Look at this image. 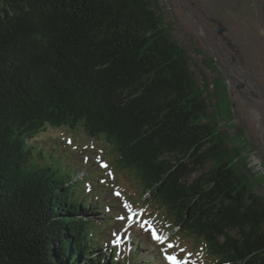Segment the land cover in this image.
<instances>
[{
    "label": "trees",
    "instance_id": "1",
    "mask_svg": "<svg viewBox=\"0 0 264 264\" xmlns=\"http://www.w3.org/2000/svg\"><path fill=\"white\" fill-rule=\"evenodd\" d=\"M206 89L156 0H0V264H119L92 233L91 202L31 166L23 141L77 123L116 140L208 259L264 264V197L208 122Z\"/></svg>",
    "mask_w": 264,
    "mask_h": 264
},
{
    "label": "rangeland",
    "instance_id": "2",
    "mask_svg": "<svg viewBox=\"0 0 264 264\" xmlns=\"http://www.w3.org/2000/svg\"><path fill=\"white\" fill-rule=\"evenodd\" d=\"M195 3L203 7L208 15L202 20L197 19V29L192 27L186 17L184 11L188 12L187 6L182 0H156L157 9L164 17L173 37L187 52L193 78L201 88L207 86L204 97L207 114L210 115L208 122L215 126L218 135L226 140L233 153L234 144L241 150L245 159L240 160L241 156H237V164L250 178L249 182L255 183V189L264 197V125L261 127L253 123L250 108L252 98L248 97V94H253V108L261 109L263 122L264 99L257 91L247 87L255 70L259 69L264 74V65L255 63L256 52L264 56V0H195ZM209 17L213 18L215 23L214 33L209 36L211 32L209 34L206 31L205 36L201 27L205 28ZM220 28H223L222 32L219 31ZM219 36L229 41H232V38L238 40L240 37L246 41L251 39L254 43V40H257L259 45L257 48L247 44H243L242 48L229 47L231 69L229 72L225 62H222L225 72L219 68L218 56L210 48L209 40L206 41L207 37H213L215 44H218ZM217 82L225 85L227 101L230 104L226 110L220 111L222 115L218 114L221 107L215 96ZM236 92L243 93L244 96L237 97ZM256 121L258 122L257 119ZM23 141L32 153L31 166L53 167L57 179L65 184L70 182L75 191L90 200L93 199V203L104 210L102 213L106 218H102L101 226L96 230L103 227L102 233L107 236L109 245L114 249L119 248L121 254H128L130 249L140 242L142 248L139 252L150 257L151 264H168L165 252H173L172 241L169 239L166 244L159 245L157 239L151 237L148 232V223L156 227L161 226L157 217L145 213V218L140 221L127 220L128 213L124 205H121L122 202L125 201L129 208L140 211L136 205H141L142 199H139V196L146 190V185L140 172L123 161L114 138L101 135L90 139L78 124L73 128H47L30 138L23 137ZM237 154L240 155L238 152ZM102 158L107 162L106 167L99 165ZM255 158L260 161V166L255 162ZM113 189L121 192V198L112 196ZM151 210L166 219L163 209L153 204ZM121 212V217L116 218ZM103 214L94 212L93 218L99 219ZM163 231L169 232L167 228ZM117 234H121L120 239H116ZM180 240L185 243L183 238ZM186 256L190 261L201 264L191 254L180 251L179 257ZM111 259L110 257L109 260Z\"/></svg>",
    "mask_w": 264,
    "mask_h": 264
},
{
    "label": "bare ground",
    "instance_id": "3",
    "mask_svg": "<svg viewBox=\"0 0 264 264\" xmlns=\"http://www.w3.org/2000/svg\"><path fill=\"white\" fill-rule=\"evenodd\" d=\"M182 1L186 4V6H187L186 8H188V12H189L188 14L189 15H187V18H188L189 22L191 23V25L194 29H197L198 28L197 19L202 20L203 18L208 16L206 10H204L203 7L198 6L195 3V0H182ZM194 19H196V21ZM214 26H215V23L213 21V18L209 17L207 20V23L204 25L205 28L201 27L205 33V36H206V31L204 29H207V30L211 31L212 33H214ZM219 31L222 32L223 28H220ZM201 36H203V35L201 34ZM208 40H209L208 44H209L210 48H212L216 52V54H218V57H219L221 63L225 62L229 72L231 69V67L229 65V64H231V61L229 58V55H230L229 47L230 48H242L243 44H247V45L254 46L257 48V46L259 45L257 40H254L255 41V43H254L251 41V39L249 41H246L242 37H240L238 40L232 38V41H229V40L224 39L223 36H219L218 37V44H215L213 37H210V39L207 37L206 41H208ZM204 44H206V42ZM255 56L257 58L255 63L264 65V56L260 55L258 52H256ZM235 81L241 82L240 80H235ZM247 87L252 88L255 91H257L259 93L260 97H262L264 99V74L262 73L261 70L257 69L254 71V75L249 80ZM236 95H237V97L240 95L244 96L243 93H240V92H236ZM248 97L252 98V106L250 108L252 111L253 123L259 124L261 127H263L264 122L262 120L263 114L261 112V109L260 108H253L254 107L253 94H248ZM256 119L258 120V122L256 121ZM93 226L94 225L92 224V226H91L92 233L95 232V234H93V235L97 236V232H98V230H96L97 227L96 226L93 227ZM78 248H81V246Z\"/></svg>",
    "mask_w": 264,
    "mask_h": 264
},
{
    "label": "water",
    "instance_id": "4",
    "mask_svg": "<svg viewBox=\"0 0 264 264\" xmlns=\"http://www.w3.org/2000/svg\"><path fill=\"white\" fill-rule=\"evenodd\" d=\"M204 30L207 31V32H209V34H210V32H211V31H209V30H207V29H204ZM209 36H212V32H211V35H209ZM216 56H218V54H216ZM217 63H218V65L220 66L219 68L222 69V71H225V68H224V69L222 68V63H221L219 57H218V59H217ZM225 72H226V71H225ZM223 73H224V72H223ZM225 74H226V73H225ZM230 86H231V83H230ZM230 86H229V88H230Z\"/></svg>",
    "mask_w": 264,
    "mask_h": 264
},
{
    "label": "built area",
    "instance_id": "5",
    "mask_svg": "<svg viewBox=\"0 0 264 264\" xmlns=\"http://www.w3.org/2000/svg\"><path fill=\"white\" fill-rule=\"evenodd\" d=\"M255 162L260 166V161L255 158Z\"/></svg>",
    "mask_w": 264,
    "mask_h": 264
},
{
    "label": "flooded vegetation",
    "instance_id": "6",
    "mask_svg": "<svg viewBox=\"0 0 264 264\" xmlns=\"http://www.w3.org/2000/svg\"><path fill=\"white\" fill-rule=\"evenodd\" d=\"M184 4H185V3H184ZM186 9H187V11H188V8H186ZM188 13H189V12H186V11H185V15H186V17H187V15H189Z\"/></svg>",
    "mask_w": 264,
    "mask_h": 264
},
{
    "label": "snow or ice",
    "instance_id": "7",
    "mask_svg": "<svg viewBox=\"0 0 264 264\" xmlns=\"http://www.w3.org/2000/svg\"><path fill=\"white\" fill-rule=\"evenodd\" d=\"M171 259V257H169Z\"/></svg>",
    "mask_w": 264,
    "mask_h": 264
}]
</instances>
